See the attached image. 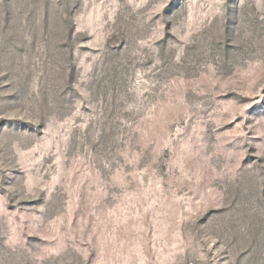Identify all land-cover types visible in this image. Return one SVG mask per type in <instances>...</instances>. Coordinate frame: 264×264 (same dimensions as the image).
Segmentation results:
<instances>
[{
	"label": "rangeland",
	"instance_id": "obj_1",
	"mask_svg": "<svg viewBox=\"0 0 264 264\" xmlns=\"http://www.w3.org/2000/svg\"><path fill=\"white\" fill-rule=\"evenodd\" d=\"M0 264H264V0H0Z\"/></svg>",
	"mask_w": 264,
	"mask_h": 264
}]
</instances>
